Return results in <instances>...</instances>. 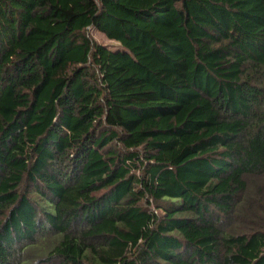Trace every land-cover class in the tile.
I'll return each instance as SVG.
<instances>
[{
	"label": "trees",
	"instance_id": "obj_1",
	"mask_svg": "<svg viewBox=\"0 0 264 264\" xmlns=\"http://www.w3.org/2000/svg\"><path fill=\"white\" fill-rule=\"evenodd\" d=\"M0 264H264V0H0Z\"/></svg>",
	"mask_w": 264,
	"mask_h": 264
},
{
	"label": "rangeland",
	"instance_id": "obj_2",
	"mask_svg": "<svg viewBox=\"0 0 264 264\" xmlns=\"http://www.w3.org/2000/svg\"><path fill=\"white\" fill-rule=\"evenodd\" d=\"M89 34L98 42L104 43V44H109L113 46H117L114 42L108 40L105 38V36L99 32H97L95 29L91 28L89 30Z\"/></svg>",
	"mask_w": 264,
	"mask_h": 264
}]
</instances>
